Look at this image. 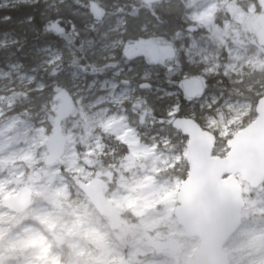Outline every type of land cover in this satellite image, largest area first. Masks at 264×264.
Returning <instances> with one entry per match:
<instances>
[{
	"label": "rangeland",
	"instance_id": "374dc122",
	"mask_svg": "<svg viewBox=\"0 0 264 264\" xmlns=\"http://www.w3.org/2000/svg\"><path fill=\"white\" fill-rule=\"evenodd\" d=\"M38 1L48 11L61 4V0H2V4ZM234 2L245 6L243 11L236 10V23L246 33L252 27V33L257 35V19L264 14V0H195L185 17L204 26L206 34L167 33V46L161 49L173 52V43L188 57L195 77L205 81L221 74L228 87L233 88L230 91L237 93L240 86L250 91L256 85L252 77L264 67V48L253 39L239 36L238 31L232 34L229 25L216 22V13ZM255 4L260 7L256 15L252 13ZM124 33L123 18L106 19L97 32V45L88 39L86 48L101 59L112 58L121 50L126 53L129 44L123 39ZM14 41L9 33L0 37V45ZM64 52H71L66 44L40 46L31 52L34 66L28 71L22 70V61L0 63V264H112L122 260L130 264H193L198 242L183 236L174 217L182 181L179 172L186 165V140L172 127L145 129L135 115L126 113L124 104L133 99L136 88L118 81L122 72L117 71L111 78L89 80L73 68H61L60 74L55 66ZM146 60L140 57L135 61V70L142 78L151 72ZM51 68L56 69V79L60 78L65 86L62 97L52 93L51 83L46 82L45 73ZM210 87L198 106L184 105L183 111L194 113L181 116L194 118L223 142L213 151L222 157L228 151L226 141L255 117L249 99L226 96L214 84ZM168 89L155 87L154 92L176 96L175 91ZM16 100L21 102L22 114L34 115L33 121L7 115ZM56 100L58 109L68 100L70 112L57 117ZM178 113L179 104L168 109L171 117ZM12 128L15 132L10 137L8 131ZM55 129L62 135L65 147L55 162H47L49 138ZM101 160L116 173L111 183L106 181V172L99 169ZM93 178L104 180V195L118 211L120 223L115 230L107 218L97 213L78 185ZM240 184L244 201L242 224L226 244L229 264L239 263L242 240L264 222V183L256 189L245 182ZM22 187L40 200L15 214L3 207L2 201L16 195ZM40 202L47 204L44 215L51 217L50 224L37 220L42 215L37 207ZM72 205L79 208L75 217L57 220L55 214L59 216L58 212ZM27 228L36 229V236L21 242ZM173 240L178 245L177 252H157L151 246L155 241Z\"/></svg>",
	"mask_w": 264,
	"mask_h": 264
},
{
	"label": "trees",
	"instance_id": "16d2710c",
	"mask_svg": "<svg viewBox=\"0 0 264 264\" xmlns=\"http://www.w3.org/2000/svg\"><path fill=\"white\" fill-rule=\"evenodd\" d=\"M192 1L195 0H159L155 2H145L144 0H61V4L54 11H48L41 1L32 4L4 6L0 0V37L9 33L15 39L12 44L0 45V63L13 60L22 61L25 62L22 70L28 71L34 66L32 51L47 44H56L57 46L66 44L70 47L71 52H64L63 57L55 66L60 74L61 68L62 70L73 68L89 80L92 77L111 78L117 71L122 72V75L117 78L118 81L136 88L133 99L124 104L126 113L132 117L135 115L145 129L152 131L160 128L171 129L172 117L168 115V109L174 104H179L177 116L189 115L194 112L183 111L184 105L198 106V101L201 98L188 100L180 88L184 78L194 76L190 71L188 57L183 51L176 49L171 43L173 52L168 50V56L166 55L157 63L146 60L151 72L149 77L142 78V74L135 70V61L138 57L130 58L121 50L112 58L101 59L97 58V55L90 54L85 44L88 39H92V43L97 45L99 41L97 32L103 28L104 21L117 17L124 20L123 39L126 44L143 41L163 48L167 46L165 36L167 33L170 36L178 33L203 36L207 32L204 26L185 17ZM93 7L101 11L100 17L95 15ZM244 8L245 6L240 2H234L231 6H223L216 13V22L229 25L232 34L238 31L239 36L253 39L260 45L257 35L252 33V27L246 33L235 21L236 10L243 11ZM259 12L260 7L255 4L252 13L256 15ZM152 27L154 28L152 29ZM142 29L146 31L143 32ZM126 70L129 71L123 75ZM55 71V68H51L48 73H45L46 82H51V78L54 77L53 86L56 87L60 96L65 86L60 78L56 79ZM123 78L126 81H123ZM252 80L257 83L252 86L250 91L240 86L237 93H234L230 91L233 88L228 87L227 79L223 75L217 74L205 80L204 94L209 93L210 85L214 84L221 88L226 96L249 99L252 105V116H255L256 101L264 94V67L255 71ZM155 87L169 88L168 90L176 92V96L154 92ZM216 93H220V91H216ZM20 104V100H16L13 103V109L8 111L7 115H18L34 120V115L20 112L22 108H19ZM221 145L224 143L218 141L217 146ZM106 163L101 160L99 169L106 172V181L111 183L115 179L116 173L110 169L111 167L107 168ZM182 169L179 176L184 179L188 169L186 165H183Z\"/></svg>",
	"mask_w": 264,
	"mask_h": 264
},
{
	"label": "water",
	"instance_id": "95a60500",
	"mask_svg": "<svg viewBox=\"0 0 264 264\" xmlns=\"http://www.w3.org/2000/svg\"><path fill=\"white\" fill-rule=\"evenodd\" d=\"M93 10L100 17L101 11L96 7ZM258 22L261 27L259 41L264 47V15ZM165 53L157 45H130L127 50L128 56L146 54L153 63L159 62ZM181 89L187 98H195L203 95L204 84L197 77L185 78ZM254 110L255 119L226 141L228 151L224 157L213 155L216 136L203 129L194 118L176 116L171 122L172 128L187 139L185 163L188 174L180 183L174 217L183 236L196 238L199 242L193 255L194 264H229L223 245L241 225L244 201L240 181L253 189L264 183V95L256 101ZM69 112L70 104L66 101L58 110V116ZM64 147L63 137L56 129L49 138L47 162H55ZM79 187L97 213L109 220L112 229H117L120 217L116 207L104 195V182L92 179L88 183L81 182ZM7 201L3 202L4 206H8ZM11 201L10 208L14 212L26 210L30 205L28 189L19 191ZM151 246L158 252H177L178 249L174 240L155 241ZM112 264L130 263L122 260Z\"/></svg>",
	"mask_w": 264,
	"mask_h": 264
},
{
	"label": "flooded vegetation",
	"instance_id": "af4514ba",
	"mask_svg": "<svg viewBox=\"0 0 264 264\" xmlns=\"http://www.w3.org/2000/svg\"><path fill=\"white\" fill-rule=\"evenodd\" d=\"M259 30H260V27H259ZM260 32H261V30H260ZM134 44H135V43H134ZM130 45H131V44H129L128 46H130ZM126 55H127V54H126ZM135 57H138V58H140V57L143 58V57H144V58H146V59L148 58L146 54H143V55L140 54V55H137V56H130V58H135ZM13 74L16 75V73H13ZM17 74H18V73H17ZM52 79H53V81H54V77L51 78V82H50L51 84H49V86H51V87H49V88H50V90H51L52 93H56V94H57L58 92H57V90L55 89L56 87L53 86V81H52ZM57 95H58V94H57ZM57 98H58V97H57ZM58 106H59V104H58V100H56V105H55V107H54V109L56 110V114H58V110H59V109H58ZM53 113H54V112H53ZM57 117H58V115H57ZM49 132H50V130H49ZM104 183H105V182H104ZM25 188L28 189L27 187H22L19 191H21L22 189H25ZM19 191H18V192H19ZM28 191H29V189H28ZM18 192H17V194H18ZM17 194H16V195H17ZM29 195H30V191H29ZM14 196H15V195H12V196H9V197L5 198V199L2 201V206L5 207V208H7V209H9L10 211H12V209L10 208V203H11L12 201H14V200L11 201V199H12ZM5 200H8V201H7L8 206H4V205H3V202H4ZM39 200H40L39 198L36 199L35 197H32V196L30 195V205H29L28 208H32L35 204H37V202H38ZM28 208H27V209H28ZM27 209H26V210H27ZM26 210H24V211H26ZM24 211H22V212H24ZM22 212H21V213H22ZM17 214H20V213H17Z\"/></svg>",
	"mask_w": 264,
	"mask_h": 264
},
{
	"label": "bare ground",
	"instance_id": "6f19581e",
	"mask_svg": "<svg viewBox=\"0 0 264 264\" xmlns=\"http://www.w3.org/2000/svg\"><path fill=\"white\" fill-rule=\"evenodd\" d=\"M21 142V140H20ZM17 151H15L13 154H16ZM7 157L6 155L4 156V158ZM1 184H4V181L2 180ZM37 220L39 223H51V217L49 216H45V215H39L37 216ZM36 236V229L33 228H27L25 230H23V240H21V242H25V241H29L32 240V238H34ZM67 264H74V263H67Z\"/></svg>",
	"mask_w": 264,
	"mask_h": 264
}]
</instances>
